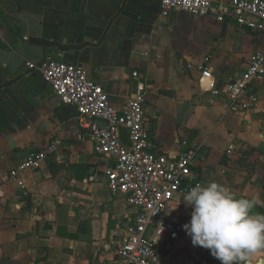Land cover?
Wrapping results in <instances>:
<instances>
[{"label":"crops","instance_id":"0c3cea01","mask_svg":"<svg viewBox=\"0 0 264 264\" xmlns=\"http://www.w3.org/2000/svg\"><path fill=\"white\" fill-rule=\"evenodd\" d=\"M160 4L0 0V264H117L112 230L135 216L123 198L107 190L105 159L94 154L75 109L61 104L41 75L26 68L47 56L83 67L118 109L134 95L131 74L139 72L155 151L175 157L196 148L193 174L202 184L215 180L236 198L264 201V80L254 88L258 107L242 112L224 95L204 91L195 68L208 58L222 89L264 49V35L180 11L171 21L161 16ZM32 39L80 47L49 55L31 45ZM55 138L62 142L65 161L50 157L36 171L25 172L30 194L18 196L3 176ZM177 205L164 217L183 225L190 211ZM199 247L183 230L179 241L162 247L160 264H194ZM253 259L248 262L260 264Z\"/></svg>","mask_w":264,"mask_h":264},{"label":"built area","instance_id":"2783aa9c","mask_svg":"<svg viewBox=\"0 0 264 264\" xmlns=\"http://www.w3.org/2000/svg\"><path fill=\"white\" fill-rule=\"evenodd\" d=\"M160 7L163 18L173 10L193 17L211 16L218 23L233 22L247 31L264 35V0L216 3L213 0H161ZM25 66L41 75L61 104L75 109L76 123L90 135L94 154L105 159L103 175L107 190L112 196L123 198L135 212L132 220L112 230L117 264H160L164 253L159 244L164 247L177 242L183 232L182 225L164 217L165 212L172 204L184 205L183 194L197 183L202 184L193 174L198 150L188 147L175 157L155 151L152 135L146 127V84L139 72L131 74L136 81L134 95L124 108L118 109L83 67L62 61L60 55L47 56L39 64L27 62ZM195 68L204 91L214 96L224 95L232 108L242 112L258 107L259 98L254 88L264 80V49L254 52L245 72L228 81L222 89L216 86L208 58ZM122 128L129 131L126 145L120 140ZM62 148V142L55 138L44 148L30 151L2 180L14 185L18 196L27 198L30 191L23 174L36 171L50 157L63 163L66 156L59 152ZM188 209L191 212V208ZM192 262L220 264L202 247L192 255Z\"/></svg>","mask_w":264,"mask_h":264},{"label":"clouds","instance_id":"9594fccd","mask_svg":"<svg viewBox=\"0 0 264 264\" xmlns=\"http://www.w3.org/2000/svg\"><path fill=\"white\" fill-rule=\"evenodd\" d=\"M183 203L191 212L182 229L193 246L208 249L220 264H248L252 255L264 251V214L254 211L264 207L259 196L236 198L213 180L190 187Z\"/></svg>","mask_w":264,"mask_h":264},{"label":"water","instance_id":"95a60500","mask_svg":"<svg viewBox=\"0 0 264 264\" xmlns=\"http://www.w3.org/2000/svg\"><path fill=\"white\" fill-rule=\"evenodd\" d=\"M170 20L173 21L175 16H176V11H171L170 14ZM30 44L31 45H34V46H40L44 49H48V53L49 55L53 54L55 51L60 53V54H63V53H68V52H71V51H74V50H78L80 46H61L60 44L58 43H54V42H49V41H46L44 39H32L30 41ZM135 87H136V81L133 82L132 84V88H133V92L135 93ZM119 134H120V140L121 142L126 145L127 142H128V134H129V131L127 129H120L119 131ZM160 247H163L162 244H159ZM248 264H250V262H248Z\"/></svg>","mask_w":264,"mask_h":264},{"label":"trees","instance_id":"16d2710c","mask_svg":"<svg viewBox=\"0 0 264 264\" xmlns=\"http://www.w3.org/2000/svg\"><path fill=\"white\" fill-rule=\"evenodd\" d=\"M257 213L264 214V209H258ZM260 252L264 253V251H260ZM252 256L255 257V260H259L260 263L264 264V254L257 252L256 254H254Z\"/></svg>","mask_w":264,"mask_h":264},{"label":"rangeland","instance_id":"374dc122","mask_svg":"<svg viewBox=\"0 0 264 264\" xmlns=\"http://www.w3.org/2000/svg\"><path fill=\"white\" fill-rule=\"evenodd\" d=\"M259 253H260V252H259ZM261 254H264V253H261ZM252 257L255 259L254 256H251L250 259H253ZM254 259H253V260H254ZM254 261H255V262H260L259 260H254Z\"/></svg>","mask_w":264,"mask_h":264},{"label":"bare ground","instance_id":"6f19581e","mask_svg":"<svg viewBox=\"0 0 264 264\" xmlns=\"http://www.w3.org/2000/svg\"><path fill=\"white\" fill-rule=\"evenodd\" d=\"M260 264H263V263H260Z\"/></svg>","mask_w":264,"mask_h":264}]
</instances>
